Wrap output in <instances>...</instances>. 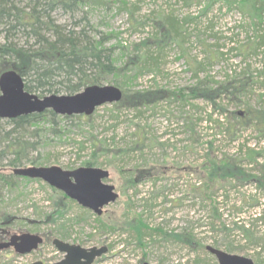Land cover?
Returning <instances> with one entry per match:
<instances>
[{"label":"rangeland","instance_id":"rangeland-1","mask_svg":"<svg viewBox=\"0 0 264 264\" xmlns=\"http://www.w3.org/2000/svg\"><path fill=\"white\" fill-rule=\"evenodd\" d=\"M169 12L180 18L185 40L158 47L166 38L159 33L160 23L167 26L159 17ZM52 15L68 26L83 17L78 25L87 21L93 36L112 47L116 67L113 78L126 90L125 101L152 102L139 108L105 102L88 116L60 118L56 123L46 116L34 123L39 134L33 139L39 144L30 154L37 156L36 165L75 168L91 161V165L109 171L104 180L115 186L118 196L104 205L100 214L73 200L67 212L49 224L44 221L52 212V186L47 182L20 177L12 187L0 188V215H12V222L22 226L15 228L13 223L9 236L24 231L44 236L30 252L19 254L9 248L0 251V264L57 261L63 253L52 243L54 236L85 247L106 245L107 251L91 264H191L196 257L219 264L205 248L207 244L227 251L233 244L232 252L264 264V250L258 253L255 244L235 239V223H245L261 234L264 219L256 218L264 207V191L252 183L233 180L216 185L213 197L219 218L207 223L210 198L199 188L198 174L210 141L218 156L234 152L237 141L222 131L230 112L244 109L245 102L264 106V96L259 99V93L264 92V43L256 52L237 48L248 46V39L256 35H263L264 40V22L255 30L249 15L228 0H89L77 5L74 15L62 8L53 10ZM183 16L188 17L186 22L181 20ZM3 40L0 36V42ZM14 40L19 45L24 42L19 32ZM145 53H150L149 57L158 53L157 61L150 57L137 70ZM195 60L204 61L198 77L192 69ZM243 70L253 80L250 91L236 99L216 100L219 106L215 112H211L212 101L191 91L201 77L215 86L217 81ZM221 109L225 111L220 118L222 125L215 121ZM239 135L250 145L264 142L251 127ZM146 170L152 175L139 178ZM130 178L137 180L131 182ZM139 216L149 227L189 233L194 247L157 231L143 236L140 243L134 227L139 224Z\"/></svg>","mask_w":264,"mask_h":264},{"label":"trees","instance_id":"trees-1","mask_svg":"<svg viewBox=\"0 0 264 264\" xmlns=\"http://www.w3.org/2000/svg\"><path fill=\"white\" fill-rule=\"evenodd\" d=\"M87 1L89 0H0V36L4 38L0 42V69L15 68L24 76L26 89L40 93L52 91L72 93L87 84H103L108 80L113 81L115 85L120 87L117 80L113 78L116 67L112 47L103 45L99 36L98 38L93 36L92 27L87 21L81 26L78 25L83 17L68 26L57 22L52 15V11L56 8H62L74 15L77 5ZM228 1L235 4L242 13L249 15L255 30L264 22V0ZM159 18L167 26L159 22V33L162 38L165 36L166 38L157 44L158 47H162L165 43L171 41L184 42V29L179 25L180 18L170 12ZM161 19L158 20L161 21ZM181 20L186 22L188 17L183 16ZM163 27L166 31L163 30ZM18 32L21 33L24 40L20 45L14 40L15 34ZM256 36L257 38L253 36L252 39H248V46L238 45L237 48L241 52L243 50L247 53L256 52L257 48H260L264 43L263 35ZM157 54L150 56L153 61H157ZM149 55L150 53L142 55L139 61L140 64L136 65L137 70L142 69V66L148 63ZM195 62L196 64H192V69L194 75L198 77L199 70L203 69L204 61L195 60ZM246 74L247 71L243 70L239 74L228 75L226 79L217 81L215 86H212L206 77H201L191 91L196 96L212 101L213 108L211 112H215L216 107L219 106L216 100L219 101L222 98L236 99L239 95H245L250 91L253 80ZM122 91L121 99L114 102L117 105L139 108L152 102L151 100L132 103L131 101H125L126 90ZM263 96L264 92L259 93V99ZM217 112H219L220 117L215 121L222 125L224 121L220 118L223 117L221 115L225 111L221 109ZM230 113V117L225 118L226 122L222 131H224L227 138L237 141L234 152L222 153L218 156L214 152L213 141H210L208 151L203 156V161L198 169L201 179L199 188H202V192L210 198V208L205 218L207 223L211 224H213L214 219L219 218L217 201L213 197L215 190L213 187H216V185H221L226 180H233L242 184L252 183L255 188L264 191V142L260 145H250L247 139L244 137L241 139L242 136L239 135L241 130L251 127L260 136L259 140L264 138V106L255 107L245 102L244 109L233 110ZM211 115L212 113H209V119H211ZM46 116L53 123H56L57 119L60 118L84 117L85 115H60L47 109L42 113L33 112L10 118L0 117V188L12 187L20 177L31 179L14 174L12 168L23 165L25 162L38 163L37 156H31L30 154V150L37 148L39 144L37 139H33L34 136L39 134V127H35L34 123L41 121ZM85 163L91 164V161L87 160ZM145 172L139 178L144 179L152 175L149 170ZM139 178L137 177L138 180H140ZM137 179L130 178L129 181L134 182ZM72 201L73 199L63 191L51 187L49 202L52 212L45 215L44 221L49 224L57 222L58 218L67 212ZM261 211L258 212L260 215L256 219H264V207ZM11 217L12 215L9 214L6 215V218L0 215V237L9 235L11 230L14 229L12 227L14 222H12ZM138 218L139 224L134 227L140 243L143 236L151 234L152 231H157L165 238H172L194 247L193 238L189 233H168L159 226L149 227L146 222L142 221L141 216ZM208 219L210 220L208 221ZM235 224L238 228L237 237L234 236L235 239H245L248 243L255 244L254 247L258 248V253L263 252L264 229L260 232L261 234L257 235L254 228L249 227V225L245 223ZM13 225H16L15 228L22 227L15 223ZM106 227H113V225ZM144 228L149 231L144 232L142 230ZM230 231L231 228H228V233ZM229 246L228 250L231 251L234 246L233 244ZM191 262V264H208L204 259L197 257L193 258Z\"/></svg>","mask_w":264,"mask_h":264},{"label":"water","instance_id":"water-1","mask_svg":"<svg viewBox=\"0 0 264 264\" xmlns=\"http://www.w3.org/2000/svg\"><path fill=\"white\" fill-rule=\"evenodd\" d=\"M122 92V89L113 83H92L74 93L38 96L24 89L20 73L15 69H8L0 73V117L10 118L29 114L46 107H51L59 114H89L97 105L118 101L122 97ZM13 171L47 182L97 214L102 212L104 205L114 201L118 196L115 186L104 180L108 177L109 171L99 166L81 165L75 168H63L57 164H29L17 166ZM42 240V235L36 232L13 233L8 239L0 240V251L12 247L19 254L27 253L36 249ZM52 243L63 253L60 259L46 263L35 260L30 264H91L108 249L106 245L85 247L59 237H53ZM205 248L215 255L219 264H256L250 256L227 251L211 244H207ZM140 264L152 263L142 261Z\"/></svg>","mask_w":264,"mask_h":264},{"label":"bare ground","instance_id":"bare-ground-1","mask_svg":"<svg viewBox=\"0 0 264 264\" xmlns=\"http://www.w3.org/2000/svg\"><path fill=\"white\" fill-rule=\"evenodd\" d=\"M8 69H13V68H6V69H3L1 72H3V71H5V70H8ZM17 71V70H16ZM0 72V73H1ZM18 72V71H17ZM19 73V72H18ZM22 75V74H21ZM22 80H23V83H24V89L25 90H27V91H29V92H31V93H35V94H37L38 96H44V95H48V94H52V93H55V94H61V93H58V92H54V91H52V92H44V93H40V92H35V91H30V90H28V89H26V87H25V80H24V76L22 75ZM92 84V83H91ZM88 85V84H87ZM86 86V85H85ZM84 86V87H85ZM84 87H82L81 89H83ZM81 89H79V90H81ZM79 90H77V91H79ZM77 91H75V92H77ZM66 93V92H65ZM72 93H74V92H72ZM101 105V104H100ZM99 105H97L96 107H98ZM96 107L94 108V110L96 109ZM47 109H50V110H52L54 113H56V114H59V113H57V112H55L51 107H46V108H44L43 110H41V111H34V112H37V113H42V112H44L45 110H47ZM94 110L91 112V113H89V114H86V113H74L73 115H85V116H87V115H90V114H92L93 112H94ZM31 113H33V112H31ZM60 115H64V114H60ZM70 115H72V114H70ZM38 165H40V164H38ZM85 165H90V166H95V165H91V164H85ZM19 166H23V165H19ZM81 166V165H80ZM15 167H17V166H15ZM15 167H13L12 168V172L14 173V174H16V175H20V176H23V175H21V174H19V173H15L14 171H13V169L15 168ZM50 185V184H49ZM53 187V186H52ZM54 237H56V236H54ZM60 238V237H59ZM43 239H44V237H43ZM43 241V240H42ZM51 241H52V239H51ZM42 243V242H41ZM74 243V242H73ZM209 251V250H208ZM210 252V251H209ZM211 253V252H210Z\"/></svg>","mask_w":264,"mask_h":264},{"label":"flooded vegetation","instance_id":"flooded-vegetation-1","mask_svg":"<svg viewBox=\"0 0 264 264\" xmlns=\"http://www.w3.org/2000/svg\"><path fill=\"white\" fill-rule=\"evenodd\" d=\"M11 235V234H10ZM42 235V234H41ZM8 237H9V235H7V236H4V237H0V240H6V239H8ZM44 236L42 235V238H43ZM9 249H13L12 247H10ZM14 250V249H13Z\"/></svg>","mask_w":264,"mask_h":264}]
</instances>
